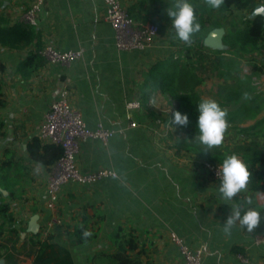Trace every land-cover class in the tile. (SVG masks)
Segmentation results:
<instances>
[{"label": "crops", "instance_id": "0c3cea01", "mask_svg": "<svg viewBox=\"0 0 264 264\" xmlns=\"http://www.w3.org/2000/svg\"><path fill=\"white\" fill-rule=\"evenodd\" d=\"M120 1L138 23L155 21L165 27L150 48L117 49L114 30L104 20L103 0H45L34 27L35 41L23 49L0 46V203H8L14 216L13 224H6L0 234V263L18 264L26 256L27 241L34 235L41 239L51 235L54 242L70 251L74 264H94V255L113 251L110 236L122 228L135 236L141 264H182L171 233L192 249L202 248L203 264H264V236L248 232L239 222L230 234L223 230L233 206L242 210L253 199L264 207V193H252L246 186L231 201H225L219 192L221 183L213 180L206 169L198 179L196 172L189 169L191 165L203 166L207 160L176 149L174 140L186 143L194 136L188 135L189 128L172 123L178 103L158 84V76L170 57L180 54L178 58L184 63L188 60L183 53L184 43H174L176 34L164 1ZM196 1L206 7L205 18L217 17V9L205 0ZM33 2L0 0L1 11L11 23L19 22ZM175 2L170 0V9ZM263 4L264 0H258V5ZM245 15V11L232 9L225 21V35L242 28ZM46 46L61 51L82 50L83 57L68 65L54 64L39 53ZM198 50L206 54L209 62L205 61V70H200L205 80L199 77L197 91L210 93L212 83L206 80V72L212 69L216 85H235V90L221 93L216 89L215 95L201 93V99L225 102L230 98L225 109L232 114L241 105L256 100L259 110L237 115L228 123L226 131L232 142L219 148L232 151L252 139L263 144L259 135L264 133V74L252 75L254 61L262 62L263 57L221 55L220 50L206 46ZM64 88L69 90L71 105L81 113L89 129L101 123L116 131L107 145L91 139L80 143L79 169L85 174L110 169L117 177L88 185H64L60 209L50 212L45 200L51 167L35 161L29 148L38 138L45 114ZM135 99H141L143 106L129 111L126 104ZM150 100L154 106L149 105ZM261 120V128L242 132ZM131 121L138 126L131 128ZM156 131H166L167 135L156 137ZM254 132L257 134L252 135ZM189 147L194 148V144ZM34 216L38 234L21 236V230L30 232ZM52 216L60 218L63 225L45 232ZM81 226L95 236L87 243L75 244L73 233Z\"/></svg>", "mask_w": 264, "mask_h": 264}, {"label": "trees", "instance_id": "16d2710c", "mask_svg": "<svg viewBox=\"0 0 264 264\" xmlns=\"http://www.w3.org/2000/svg\"><path fill=\"white\" fill-rule=\"evenodd\" d=\"M194 9L197 22L200 24V31L195 33L192 41L196 43L197 48L205 47L204 41L208 33L217 28H225V21L229 18L232 9L245 11L247 15L242 20L243 27L235 31H228L223 38L224 49L219 54H232L237 58H244L247 55L258 54L264 59V17L261 15L252 16L254 9L258 5V0H224V3L217 9V17L207 18L205 6L199 5L198 1L193 0L190 3ZM220 19L222 21H220ZM143 22V24H145ZM159 27L160 33L165 32V27L157 22H151ZM36 38V30L33 26L19 21L11 23L4 12L1 11L0 5V46L11 49H23L30 46ZM186 59L190 60L188 54ZM182 59H170L165 62L164 69L159 73L158 84L163 87L165 92H169L178 103V111L188 116V135L198 136L199 128H193L194 123H198L199 112L198 105L203 100L200 98L196 88L200 85L201 80L198 77L194 67ZM190 66V67H189ZM3 68L0 66V94L2 89L1 73ZM264 74V61H254L252 66V75ZM219 106L227 112V124L234 121L237 115H246L247 112L254 111L258 113L256 100H252L247 104L241 105L235 114L228 112L225 108L230 105V98H226L225 102H217ZM263 120L256 125L242 129V132L254 131L261 128ZM261 131V129H260ZM225 134V133H224ZM254 132L252 135H256ZM264 140V133H260ZM189 152L200 155L207 161L222 164L223 160L231 155L239 157L246 165L249 172L247 186L252 193H264V142L261 144L257 139L245 141L236 145L232 151H222L219 146L213 147L211 153L208 154L202 149L187 147ZM29 152L31 157L46 166H54L55 163L63 155V149L60 146L45 144L39 138H36L30 145ZM249 209L257 210L261 215L260 226L253 232L258 236H264V207H260L253 199H250L246 207L241 210V215ZM14 216L10 212L8 203H0V234H3L6 224H13ZM83 229H87L83 227ZM88 230V229H87ZM90 231V230H89ZM82 228L77 229L73 233L75 244H84L94 238V234L84 241L81 238ZM30 247L26 253L27 257L34 256L32 264H74L70 251L56 242L51 235L41 239L40 235H34L30 239ZM111 252H102L94 255L92 263L94 264H141L139 259L137 240L131 231L122 228L116 229L110 236ZM27 248V247H25ZM136 252L134 255L133 253ZM16 264V263H14Z\"/></svg>", "mask_w": 264, "mask_h": 264}, {"label": "built area", "instance_id": "2783aa9c", "mask_svg": "<svg viewBox=\"0 0 264 264\" xmlns=\"http://www.w3.org/2000/svg\"><path fill=\"white\" fill-rule=\"evenodd\" d=\"M105 4L104 20L114 30L116 47L119 51H135L150 48L158 37L159 27L154 23H138L124 8L120 0H103ZM45 0H34L31 7L22 15L21 21L33 27L38 24L39 13ZM264 5V4H263ZM49 62L58 65H68L83 57L82 50L61 51L53 46H46L39 52ZM150 106L153 101H149ZM143 106L141 99L129 101L126 108L140 110ZM138 124L130 122V127L135 128ZM167 129L170 126L166 125ZM120 132H123L122 130ZM165 133L156 131V137L164 138ZM116 131L106 129L101 123L96 129H89L84 122L81 113L73 108L70 103V92L64 88L59 98L51 105L44 116V121L38 134V138L45 144H52L62 147L63 155L51 167L50 176L46 189L45 208L50 212H56L60 205L61 189L64 185L75 183L88 185L99 182L103 179L113 177L117 174L110 169H100L95 173H82L78 167L77 156L80 143L84 140H99L107 145ZM219 163L205 161L203 166L211 175L212 179L221 183L219 174ZM63 221L55 216L50 217L46 222V230L50 231L56 226H62ZM171 241L177 245L182 264H203L204 250L202 248L192 249L176 234H170Z\"/></svg>", "mask_w": 264, "mask_h": 264}, {"label": "clouds", "instance_id": "9594fccd", "mask_svg": "<svg viewBox=\"0 0 264 264\" xmlns=\"http://www.w3.org/2000/svg\"><path fill=\"white\" fill-rule=\"evenodd\" d=\"M211 8L219 9L224 0H205ZM167 15L172 20V27L175 30L176 38L186 44L191 45L192 37L200 31V24L196 20L195 12L187 0H176L174 7L167 10ZM198 127L200 135L198 137L201 144L208 148L218 147L223 143L224 133L227 130V112L212 99L202 100L198 105ZM172 123L180 128H186L189 120L186 114L179 111L173 113ZM219 174L221 184L219 192L225 201H231L238 193L246 189L249 172L246 165L235 155L226 157L220 165ZM250 203V201H249ZM246 228L248 232L254 231L260 226L261 215L255 209H249L241 215L239 206H233L230 215L224 223L225 234H230L231 229L237 225ZM81 238L87 241L92 232L83 229Z\"/></svg>", "mask_w": 264, "mask_h": 264}, {"label": "rangeland", "instance_id": "374dc122", "mask_svg": "<svg viewBox=\"0 0 264 264\" xmlns=\"http://www.w3.org/2000/svg\"><path fill=\"white\" fill-rule=\"evenodd\" d=\"M164 1V3H165V6H166V9L167 10H169L170 9V0H163ZM164 11V10H163ZM171 32V31H170ZM159 33H160V31H159ZM173 40L175 41L174 43H180V41L177 39V38H174L173 37ZM197 45H196V43H194L193 41H192V43H191V45H186V44H184V54L186 55V54H188V56L190 57V60H189V64H190V66L191 67H194L195 68V70H196V73H197V75H198V77H200L202 80L204 79V78H202L203 76V73H201L200 72V70L202 69L203 71L205 70V67H204V64H205V61H206V59H205V53H202L201 51H199L198 50V48L196 47ZM179 55L180 54H178V56H177V54L176 55H174V56H172V57H170V59L172 58V59H177L178 57H179ZM207 62H209L208 60L206 61V63ZM204 63V64H203ZM207 65H209V63L207 64ZM211 67V66H210ZM209 70V69H208ZM200 73H201V75H200ZM206 74H207V77H206V80H210L211 81V83H212V87H211V89L212 90H210V93L209 92H207V90H205L204 92H202L201 90L202 89H199V91H198V94L200 95L201 93H202V95L206 92V93H209V95H215V91H216V89H217V92L219 93H221L222 91H227V90H235L234 88H235V85H233V84H225V85H220V86H218V84L216 85V83H215V76H214V73H213V69H212V72H210V70L209 71H207L206 72ZM202 76V77H201ZM205 80V79H204ZM170 97L176 102V100L172 97V95L170 94ZM170 98V99H171ZM173 100H171V101H173ZM171 101H170V103H171ZM177 105V104H176ZM231 107H235V105L234 104H232L231 105ZM193 128H199L198 127V123H194L193 124ZM200 135V134H199ZM199 135L198 136H195V137H191L190 139H189V142H187L186 141V143L185 142H183L181 139H177V141H175L174 140V142H176L177 143V147H176V149H179V151L180 152H182V151H187L188 152V150H187V147H189L190 146V143H193L194 144V148L196 149H202V150H204V152H207L208 154H210L211 153V150H212V148H208L207 146H205V145H203V144H201L200 143V141H199V139H198V137H199ZM229 137V133H228V131H226L225 132V134H224V140H223V143L221 144V146L223 147L224 146V144H227V145H230V143L232 142L231 141V139L230 138H228ZM228 139H230V140H228ZM173 143V142H172ZM171 143V141H170V144H172ZM176 145V144H175ZM198 155V154H197ZM190 170H192V171H195L196 172V179H198L199 178V175H201L202 173H203V169H205L204 168V166H202V164H200V165H191L190 166V168H189ZM60 209V205H59V207H58V210ZM44 232V231H43ZM45 232H49V231H45ZM31 232H27L26 230H21V233H20V235L21 236H25V235H29ZM27 245L25 246V247H27L26 248V252H28V248L30 247V243L27 241V243H26ZM25 252V253H26ZM29 259H27V257L24 255V257L23 258H21L20 259V261H19V263L18 264H31L32 263V259H30V258H32V257H28ZM81 264H83V263H81Z\"/></svg>", "mask_w": 264, "mask_h": 264}, {"label": "water", "instance_id": "95a60500", "mask_svg": "<svg viewBox=\"0 0 264 264\" xmlns=\"http://www.w3.org/2000/svg\"><path fill=\"white\" fill-rule=\"evenodd\" d=\"M256 15H261L264 17V5L256 6L252 16H256ZM224 35H225L224 28L213 29V31H211L209 35L205 38L204 45L211 49L223 50L225 48L223 44ZM36 221H37V216H34L29 225L30 226L29 230L33 234H38V230H39V227L35 225ZM0 264H4V262H1Z\"/></svg>", "mask_w": 264, "mask_h": 264}]
</instances>
